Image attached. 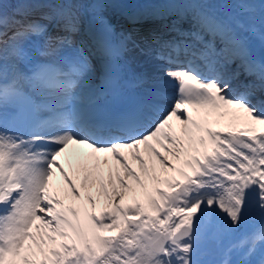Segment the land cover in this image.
<instances>
[{"label": "snow or ice", "instance_id": "snow-or-ice-1", "mask_svg": "<svg viewBox=\"0 0 264 264\" xmlns=\"http://www.w3.org/2000/svg\"><path fill=\"white\" fill-rule=\"evenodd\" d=\"M161 2L0 0V264H264V0Z\"/></svg>", "mask_w": 264, "mask_h": 264}, {"label": "bare ground", "instance_id": "bare-ground-1", "mask_svg": "<svg viewBox=\"0 0 264 264\" xmlns=\"http://www.w3.org/2000/svg\"><path fill=\"white\" fill-rule=\"evenodd\" d=\"M125 2H127V3H130V4H135L136 3V0H125ZM139 2L141 3V4H143V3H145L146 2V0H139ZM154 2H156V4H158L159 6H160V8H161V10L163 11L164 10V4L162 5V2H161V0H156V1H154ZM153 3V2H152ZM10 4V3H9ZM174 7H176V8H180V9H184V8H186V7H188L187 5H176V6H174ZM8 8L10 9V11H11V9H12V4L11 5H9L8 6ZM167 14V13H166ZM183 15V14H182ZM107 16H110V17H114V18H116L117 20H119L122 24V27H120V29H122V28H124V27H127V26H129V21L126 19V17L122 14V9L121 8H119L118 6H116V5H112V6H110L109 7V9L107 10ZM172 19H175L173 16H170ZM143 22H140V25L139 26H141V27H143V28H145V30H146V32L147 31H149V30H151V29H153V28H159L160 27V23H165L166 25L167 24H171L172 22H170V21H168V20H166V21H161L160 23H153V21H151V20H148L147 18L145 19V20H142ZM188 21H191L190 20V18L189 17H187V16H183V19H182V21H180V25H181V28H183V29H186V31H188V30H190L192 27H187V25H186V23L185 22H188ZM193 24V23H192ZM184 26V27H183ZM169 35H174V34H169ZM153 54V53H152ZM132 56L134 57V59H133V65H134V67L136 68V70H137V72L138 73H146V74H151L150 72H152V70L151 71H144L143 69L144 68H148V67H154V66H156L157 64H156V61H155V59H154V57H151L150 58V60L145 56V55H140L138 52H135V53H133L132 54ZM152 59V60H151ZM140 70H142V71H140ZM264 226V225H263ZM243 227H245V229H243V228H241V229H243L241 232L239 231V232H237V233H234V234H232L229 238H228V240L225 242V244L227 245V246H231V245H234L235 244V242L236 241H242L243 239H245L246 237H248V236H251V235H253V234H257L258 232L257 231H259V229L262 227V225H261V227L259 228V229H253V228H251L250 226H248V224H245V226H243ZM204 250H205V246L202 248V253L205 255V258L204 257H202V260H204V261H208V260H212V258L211 257H209L207 254H206V252H204ZM220 257V259H222L223 257L220 255L219 256ZM232 258H236L235 256H233Z\"/></svg>", "mask_w": 264, "mask_h": 264}, {"label": "rangeland", "instance_id": "rangeland-1", "mask_svg": "<svg viewBox=\"0 0 264 264\" xmlns=\"http://www.w3.org/2000/svg\"><path fill=\"white\" fill-rule=\"evenodd\" d=\"M154 1H156V0H151V2H153L154 4H156V2H154ZM177 2H178V0H177ZM8 4V3H7ZM7 4H5V5H7ZM162 5H163V3H162ZM141 22H143V21H141ZM129 23H130V21H129ZM192 23H188V27H193L192 25H191ZM137 31H142V32H146V30H145V28H143V27H141V26H137V29H136ZM185 30V29H184ZM153 47H155V46H153ZM256 50H257V52L258 53H260L262 50L259 48V45L257 44L256 45ZM163 62L162 61H158V60H156V64L157 65H160V64H162ZM150 69L152 68L153 69V67H149ZM258 220H259V217L257 216V215H253L252 217H250V221H252V223L254 224V225H256V223H258Z\"/></svg>", "mask_w": 264, "mask_h": 264}, {"label": "water", "instance_id": "water-1", "mask_svg": "<svg viewBox=\"0 0 264 264\" xmlns=\"http://www.w3.org/2000/svg\"><path fill=\"white\" fill-rule=\"evenodd\" d=\"M5 11H6V8H5Z\"/></svg>", "mask_w": 264, "mask_h": 264}]
</instances>
